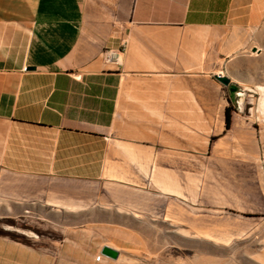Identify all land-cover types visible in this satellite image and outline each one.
<instances>
[{"label":"crops","instance_id":"0c3cea01","mask_svg":"<svg viewBox=\"0 0 264 264\" xmlns=\"http://www.w3.org/2000/svg\"><path fill=\"white\" fill-rule=\"evenodd\" d=\"M263 17L264 0H0V167L11 203L57 205L69 198L48 182L59 177L144 175L115 165L186 150L187 111L201 145L202 111L229 104L216 75L261 83Z\"/></svg>","mask_w":264,"mask_h":264},{"label":"rangeland","instance_id":"374dc122","mask_svg":"<svg viewBox=\"0 0 264 264\" xmlns=\"http://www.w3.org/2000/svg\"><path fill=\"white\" fill-rule=\"evenodd\" d=\"M259 81L222 93L229 125L226 109L202 111L201 145L187 111L186 150L115 165L144 175L48 180L69 194L57 205L12 204L0 167V264H264V69Z\"/></svg>","mask_w":264,"mask_h":264},{"label":"water","instance_id":"95a60500","mask_svg":"<svg viewBox=\"0 0 264 264\" xmlns=\"http://www.w3.org/2000/svg\"><path fill=\"white\" fill-rule=\"evenodd\" d=\"M217 79H219L222 83L227 85L228 90L230 92L231 96H234L238 90V85L234 82L230 81V78L226 75L217 74ZM101 252L105 255H108L109 257L116 258L119 254V250L113 246H110L108 244H104L101 247Z\"/></svg>","mask_w":264,"mask_h":264},{"label":"built area","instance_id":"2783aa9c","mask_svg":"<svg viewBox=\"0 0 264 264\" xmlns=\"http://www.w3.org/2000/svg\"><path fill=\"white\" fill-rule=\"evenodd\" d=\"M103 57L106 61L113 62V63H120V57L118 55V52L113 48H106L103 51Z\"/></svg>","mask_w":264,"mask_h":264},{"label":"trees","instance_id":"16d2710c","mask_svg":"<svg viewBox=\"0 0 264 264\" xmlns=\"http://www.w3.org/2000/svg\"><path fill=\"white\" fill-rule=\"evenodd\" d=\"M229 121H230V113H229V110L226 109V112H225V122H226V125H229Z\"/></svg>","mask_w":264,"mask_h":264}]
</instances>
